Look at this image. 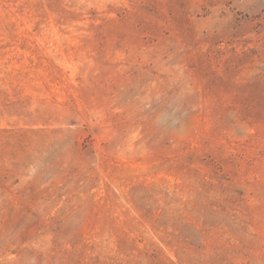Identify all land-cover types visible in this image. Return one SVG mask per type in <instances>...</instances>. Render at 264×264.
Wrapping results in <instances>:
<instances>
[{"label": "rangeland", "instance_id": "obj_1", "mask_svg": "<svg viewBox=\"0 0 264 264\" xmlns=\"http://www.w3.org/2000/svg\"><path fill=\"white\" fill-rule=\"evenodd\" d=\"M0 264H264V0H0Z\"/></svg>", "mask_w": 264, "mask_h": 264}]
</instances>
